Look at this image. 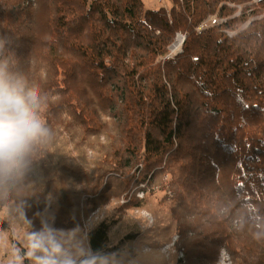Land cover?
Wrapping results in <instances>:
<instances>
[{
  "label": "trees",
  "instance_id": "obj_1",
  "mask_svg": "<svg viewBox=\"0 0 264 264\" xmlns=\"http://www.w3.org/2000/svg\"><path fill=\"white\" fill-rule=\"evenodd\" d=\"M172 4L0 0V61L40 92L51 133L0 184V212L22 211L34 264L121 253L140 233L110 246L112 217L88 228L80 261L51 249L58 232L141 185L162 193L176 264H216L221 249L233 264H264V0ZM211 17L220 22L204 28ZM178 36L181 53L164 60Z\"/></svg>",
  "mask_w": 264,
  "mask_h": 264
},
{
  "label": "rangeland",
  "instance_id": "obj_2",
  "mask_svg": "<svg viewBox=\"0 0 264 264\" xmlns=\"http://www.w3.org/2000/svg\"><path fill=\"white\" fill-rule=\"evenodd\" d=\"M141 1L144 8L150 11L159 9L168 11L173 5L172 0ZM219 22V19L211 17L203 27L206 28ZM179 53H181V49ZM176 55H171L170 58ZM164 60H167V57ZM88 156L92 158L93 155L91 156V152H88ZM141 192H143L142 199L137 197ZM125 196L92 210L87 218L82 221V226L78 230L58 232L51 252L56 256H61L68 263L80 261L89 254L86 237L88 228L112 217V219L117 220V224L110 231V246L117 244L127 233L133 230L138 229L140 235L132 242L125 243L121 253L104 257L97 264H176L177 250L175 247L178 235L174 233V224L169 218L168 210L159 203L162 193L156 188H147L145 185H141L126 199ZM133 196L136 199L146 200L143 208L116 211L118 207H123ZM166 196L171 197L170 194ZM123 199H125L124 203H122ZM136 210H144L150 213L153 224L149 225L139 214L135 213ZM0 220L9 226L7 231L0 229V264H23L26 258L34 264L35 261L32 258L33 238L25 227L24 216L20 208L13 203L10 204L0 212ZM175 238L177 239L174 241ZM14 246L18 248L15 249ZM164 246H166L165 252L162 253L160 249ZM144 248L149 249V251L143 252ZM230 261L229 264H233L231 257ZM219 264L224 263L220 261Z\"/></svg>",
  "mask_w": 264,
  "mask_h": 264
},
{
  "label": "clouds",
  "instance_id": "obj_3",
  "mask_svg": "<svg viewBox=\"0 0 264 264\" xmlns=\"http://www.w3.org/2000/svg\"><path fill=\"white\" fill-rule=\"evenodd\" d=\"M43 103L36 88L0 61V184L12 181L49 138Z\"/></svg>",
  "mask_w": 264,
  "mask_h": 264
},
{
  "label": "built area",
  "instance_id": "obj_4",
  "mask_svg": "<svg viewBox=\"0 0 264 264\" xmlns=\"http://www.w3.org/2000/svg\"><path fill=\"white\" fill-rule=\"evenodd\" d=\"M205 23H206V22H205ZM205 23H204V24H205ZM229 35H231V33H229ZM170 56H171V54L167 56V59H169ZM137 197L140 198V199H142V198H143V192L139 193V194L137 195ZM123 200H124V201H122V203L125 202V199H123ZM135 213H136V214H139L140 217H141L142 219H144L149 225H152V224H153V218H152V216H151L150 213H148V212H146V211H144V210H136ZM92 216H94V215H92ZM176 239H177V238H175L174 241H175ZM165 247H166V246H164V247H162V248L160 249V251H161L162 253L165 252V249H164ZM148 251H149V249H147V248H144V249H143V252H148ZM176 253H177V260H178V261L181 260V259H183V252H182V251H179V252L177 251ZM218 256H219V257H218V260H217V263H216V264H219L220 261H222V263H224V264H229V263H231V261H230V257H229V255H228V253L226 252V250L222 249V250L220 251V253H219Z\"/></svg>",
  "mask_w": 264,
  "mask_h": 264
},
{
  "label": "bare ground",
  "instance_id": "obj_5",
  "mask_svg": "<svg viewBox=\"0 0 264 264\" xmlns=\"http://www.w3.org/2000/svg\"><path fill=\"white\" fill-rule=\"evenodd\" d=\"M182 40H183V37L178 36L176 38L175 42L170 46L171 55H176L180 52Z\"/></svg>",
  "mask_w": 264,
  "mask_h": 264
},
{
  "label": "water",
  "instance_id": "obj_6",
  "mask_svg": "<svg viewBox=\"0 0 264 264\" xmlns=\"http://www.w3.org/2000/svg\"><path fill=\"white\" fill-rule=\"evenodd\" d=\"M183 42H184V37H183V40H182V44H183ZM182 44H181V45H182ZM169 49H170V48H169Z\"/></svg>",
  "mask_w": 264,
  "mask_h": 264
}]
</instances>
